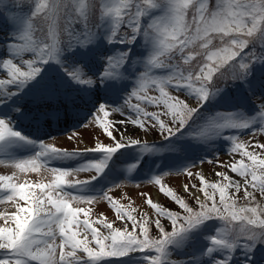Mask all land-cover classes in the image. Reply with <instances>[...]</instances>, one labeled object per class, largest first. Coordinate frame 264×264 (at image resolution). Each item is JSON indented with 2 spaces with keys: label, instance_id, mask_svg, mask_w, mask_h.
<instances>
[{
  "label": "rangeland",
  "instance_id": "obj_1",
  "mask_svg": "<svg viewBox=\"0 0 264 264\" xmlns=\"http://www.w3.org/2000/svg\"><path fill=\"white\" fill-rule=\"evenodd\" d=\"M41 2L51 3V0H0V64L6 59H11L17 65L32 59L35 53L27 49L37 44L42 46L41 42L59 46L55 60L37 62L36 66L41 71L34 78L0 85V96H7L0 102V107L5 102L8 104V107L0 108V119H4L13 131L23 137H6L0 141V176L10 177L8 182L16 185H31V191L39 195V190L34 186L54 181L56 174L51 168L73 171L65 177V184L61 188L69 195L65 199H68L73 211L84 210L77 216L81 224L77 229L79 234L72 237L75 247L98 250L90 229H84L82 222L85 219L92 225L97 236L109 239L106 241L108 244L111 232L115 229L134 232L139 239H143L139 224L144 219L148 220L145 225L149 229L148 236L151 239L159 238L153 221L159 219L166 230H170V221L165 216H157L156 211L146 202L147 197L150 196L153 203L183 214L171 197L160 192L161 186H164L185 200L190 207L199 210L197 200L204 201L201 190L211 191L206 187L207 184L229 183L218 173L239 181V192L231 185L226 189V194L236 202L238 208H264V193L258 187L254 189L249 183L246 190L253 193L255 200L246 199L245 179L232 171V166L240 161L251 166L252 161L242 156V152H254L257 160L264 159L263 48L257 54L240 53L234 61L224 64L220 72L214 74L213 81L208 85L209 96L199 107L197 94L186 87H174V79L171 84H166L165 90L170 95L186 100L190 107H198L189 121L183 127H178L170 115L163 114L165 107L162 103L156 105L147 102L148 97L160 95L154 80H166L173 71L187 75L185 70L202 59L197 57L185 64L180 59V54L173 50L174 55L160 58L167 64L166 67L157 68L149 63L151 56L157 51L155 37L158 35L155 27L152 29L150 26L155 20L169 16L170 4L177 0H149V3H145V0H127L131 7L122 10L123 21L119 29L115 28L114 17L105 13L106 7L118 4L119 0H65L66 3L71 2V6L64 9L65 18L57 16L44 23L43 31L36 23L43 13L34 15L37 4ZM207 3L209 9L214 10L216 0H207ZM136 4H140L142 10L145 9L144 14L139 17V28L134 32L128 20L130 14L135 12ZM194 12L195 9L189 5L185 22H191ZM30 23L36 30L28 34V40L19 39ZM131 37L134 38L129 42ZM200 43V40H196L192 49L198 51ZM213 44L223 46L219 39H214ZM256 44L257 48L259 41ZM259 54L261 55L258 56ZM110 59L115 65L114 69H110ZM241 62L249 67L242 78L233 77L236 72L242 71L239 67ZM176 65L179 67H173ZM77 69L83 79H90L92 82L81 83L74 79L69 73ZM109 70L112 74L105 75ZM5 71L0 68V79H6ZM135 89L139 96L145 97L144 100H137L135 97L130 100L131 104H139L140 112L126 104ZM79 101L96 105L93 112L97 114L95 119L92 115L79 114L80 118L74 119L79 121V125L74 129L75 126L65 130L51 127L47 134L44 132V135L38 136L32 130L17 131L11 125L13 121H9L15 110L24 113L28 105L37 103L38 106L34 107L44 109L47 119L53 122L62 109L80 107ZM101 105L106 107L107 117L98 112ZM71 113L75 115V109ZM145 113H158L160 119L148 118ZM228 116L246 123L247 127L216 126L224 122L223 117ZM137 120L139 122L134 123ZM119 121L125 123H118ZM161 121L166 128L161 129ZM113 122H117L115 127L118 129L113 132L115 139L109 137L101 127V123H108L111 128ZM17 126L21 127V124ZM177 127L178 130L169 135L167 129L175 130ZM122 133L123 136L120 135ZM132 141L137 143L133 144ZM116 143H121V147L110 155L99 151H85L97 144L115 147ZM236 143L245 147L232 151ZM44 144L68 153L38 155L43 151ZM33 158L40 165L39 171H21L16 167L17 163ZM101 160L105 161L101 172L97 173L95 169L89 168L91 163ZM260 174L261 169L258 167L257 175ZM157 179L160 184L156 183ZM248 180L251 181L250 176ZM8 182L0 181V227H14L7 218L16 214L19 206H27L19 193L13 194L3 187ZM185 185H188L189 191H185ZM9 196H12L11 200L8 199ZM53 197L59 198L56 192ZM215 199L219 202L218 191ZM208 203L210 206L211 201ZM129 215L135 217V228L133 221L128 219ZM259 218L264 219V216ZM107 224L112 225V229L106 227ZM247 234H264V227L258 223L249 224L247 218L236 221L230 218L204 220L172 239L161 255V264H264V253L250 246L245 237ZM213 238L228 239L233 246L228 248L214 245ZM55 244L54 259L57 261L61 251L67 254L73 250L70 246L59 248L58 232ZM253 244L257 242L254 241ZM75 251L76 257L81 258V264H92L82 249ZM5 255L7 253L0 250V258ZM155 255L157 253L154 249L133 250L124 256L105 258L97 264H149L147 257ZM70 261L74 264V258L65 255L63 264H69ZM27 264H40V261L28 260Z\"/></svg>",
  "mask_w": 264,
  "mask_h": 264
},
{
  "label": "snow or ice",
  "instance_id": "obj_2",
  "mask_svg": "<svg viewBox=\"0 0 264 264\" xmlns=\"http://www.w3.org/2000/svg\"><path fill=\"white\" fill-rule=\"evenodd\" d=\"M145 3H149V0H145ZM191 5L195 12L192 16L191 22H185L186 10ZM198 5V6H197ZM66 6H71V2H65V0H51V3L41 2L37 4L34 15L43 13V16L36 22L40 25L41 31H43L42 25L53 20L55 17H64V9ZM152 6V4H150ZM131 5L127 0H119L118 4H110L106 7L105 13L114 17L115 28L119 29L121 22L123 21L122 10L130 8ZM145 9V8H144ZM144 9L140 4L135 5V12L130 14L128 23L133 27V31H137L139 28V17L144 14ZM152 29L155 27L158 35L155 37L157 51L151 56L149 63L154 67L167 66V64L161 60V57L175 53L180 54V59L188 64L190 61L196 60L197 57H201L196 64L192 65L190 69H186L187 75L181 72L173 71L172 75L164 80H154L159 88L160 95L157 97H148L147 102L152 104H163L165 107L164 115H170L174 123L178 124V127H183L189 119L197 111L200 104L205 102L209 96L208 85L213 81L215 73H219L221 67L229 61H234L235 58L245 49L251 41H260L261 46L264 47V0H216L214 10H210L207 0L200 2L196 0H177L176 3L170 4V15L155 20L150 26ZM163 29V31H161ZM36 27L33 24L28 26L19 37L21 40H28V34L34 32ZM194 33V34H193ZM115 35V33H113ZM131 37L129 42H131ZM227 38V39H226ZM251 38V40L249 39ZM214 39H219L220 45L213 44ZM196 40H200L199 50L194 51L192 45ZM169 41H171L169 43ZM111 42V41H110ZM122 42V41H121ZM35 47H29L27 50L34 52L35 55L32 59L23 61V63L17 65L13 63L11 59H6L0 68L6 70V79H0V85H10L16 82H24L34 78L40 71V67H37V62L47 63L49 60H55L59 46H49L46 42H41ZM214 49V50H213ZM235 49V50H233ZM187 50V51H186ZM254 58V57H253ZM251 58V59H253ZM122 63V60H121ZM112 60L110 59V69H114ZM179 67V65L173 66ZM242 71L236 72L233 77L242 78L244 71L249 67L248 64L241 62L239 65ZM26 69V70H25ZM74 79L81 83H91L90 79H83L80 71L74 70L69 73ZM112 71L109 70L105 75H111ZM223 75V74H221ZM175 83L172 84L176 88L186 87L190 92L195 93L199 97L198 107H190L186 100L181 99L179 96L170 95L165 90L166 84H171L172 80ZM199 84V87L194 85ZM141 87L143 85L141 84ZM135 97L137 100H144L145 97L138 95L136 89L130 94V97L126 101L127 106L134 109L136 112H140L139 104H131L130 100ZM106 107L101 105L98 112L104 113V116H108ZM264 111V109H262ZM148 118L159 120L160 114L158 113H145ZM224 122L216 124L220 128H243L247 127L246 123L238 122L232 119L230 116L223 117ZM139 121H134L138 123ZM113 122L112 127H109L108 123H101L103 131L111 138L115 139L113 132L118 131ZM118 123H125V121H119ZM161 129L166 128V125L161 121ZM178 127L173 130L167 129L169 135L178 130ZM123 136V133L120 134ZM6 137H21V134L13 131L4 119H0V141ZM71 138V137H70ZM133 144L137 141H132ZM43 151L38 155L44 156L48 154H67L68 151L61 150L52 145L44 144ZM121 143H116L115 147H105L102 144H97L92 149H86L85 151H99L107 154L114 153ZM245 145L241 143L234 144L232 151H237L244 148ZM242 156L248 157L252 164L251 166L245 165L243 161L238 162L232 166V171L245 179V198L252 201L255 200L253 193L248 192L247 185L251 183L252 187L259 188L264 193V159L257 160L256 153L254 152H242ZM105 166V161L94 162L89 165L90 169H95L97 173L101 172ZM16 167L21 171H39L40 165L37 163V159H29L21 161L16 164ZM261 169V174L257 175V168ZM51 171L55 173V179L50 184L40 183L34 187L39 190V195L36 192L31 191L32 186L27 184L16 185L10 183V177L0 176V181L8 182L4 183L3 187L9 189L13 194L19 193L20 198L25 200L27 206H19L18 211L13 216L7 218L14 224V227L4 226L0 227V250H4L7 255L4 258H0V264H27L28 260H38L40 264H63L65 261V255L74 258V264H81V258L76 257V249H82L84 253H87L92 264L111 257H120L126 255L129 251L133 250H152L154 249L157 255L147 257L149 264H161V255L164 253L166 246L171 243L172 239L180 233L186 232L189 229L202 223L204 220L210 217H217L219 219L232 221L238 219H248L249 224H259L264 227V219H260V216H264V208L258 207H237L236 202L226 194V189L231 185L235 187L239 192L241 185L239 181L232 180L224 173H218L225 180H228V184L212 183L207 184L206 187L211 191H205V202L197 200L199 210L190 207L180 196L176 195L170 188L166 189L161 186L160 192L178 204L181 211L169 210L168 208L161 206L157 203H153L150 196L147 197L146 202L153 208L157 216H165L170 221V230H166L160 223L159 219L153 221L156 230L159 234V238L151 239L148 236V227L145 225L148 223L147 219H144L139 224L143 239H139L134 232H127V230L121 231L119 229L112 230L110 244L106 243L108 238L101 239L93 231V227L87 219L82 224L84 229L91 231L94 241L98 246V250L89 251L87 248L75 247V242L72 240L73 235H78V230L81 222L78 221V213L84 210L76 209L70 206L67 193L63 191L61 185L65 184V177L71 175V170L53 169ZM251 177V181L248 177ZM82 182H78L80 184ZM157 184H160V180H156ZM185 191H189L188 185L184 186ZM27 189V191H26ZM57 189L60 191L57 192ZM216 191L219 192V202L215 199ZM56 192L59 198H54L53 193ZM107 195V193L105 194ZM70 198L80 200L84 199L76 196H70ZM9 200L12 196L8 197ZM208 201H211L209 206ZM115 207V205H113ZM86 215V213H85ZM128 219L133 221V227L137 225L135 223V217L129 215ZM107 224L106 227L112 229V225ZM57 232L60 237L59 248L64 249L65 246H70L73 250L67 254L64 251L60 252L59 260H55L56 252V237ZM254 237H251L252 239ZM212 243L221 247L231 248L233 244L228 239L213 238ZM42 246V247H41ZM35 247V251H34ZM103 249V251H101ZM211 251V249H209ZM69 264H73L72 261Z\"/></svg>",
  "mask_w": 264,
  "mask_h": 264
},
{
  "label": "trees",
  "instance_id": "obj_3",
  "mask_svg": "<svg viewBox=\"0 0 264 264\" xmlns=\"http://www.w3.org/2000/svg\"><path fill=\"white\" fill-rule=\"evenodd\" d=\"M16 9H18V8H16ZM257 41H253L254 43L251 41L249 43V45L245 49L242 50L241 53L254 54L256 52V54H257L260 50H262V48L264 49V47L261 46L260 41H259V46L256 48V45H257L256 42ZM263 53H261V54H263ZM261 54H259L258 56H260ZM201 193H202V196L204 198L203 202H205V192L203 189L201 190ZM209 220L210 221H219V218L213 217V218H209L208 221ZM236 227H237V225H236ZM245 237H246L247 242L250 244V246H252L253 249H258V250H260V253H264V234H258V235H252V234L248 235L247 234V236H245ZM251 237H254V238L250 239ZM149 238H151V237L149 236ZM254 241H256L257 244L254 245L253 244Z\"/></svg>",
  "mask_w": 264,
  "mask_h": 264
},
{
  "label": "bare ground",
  "instance_id": "obj_4",
  "mask_svg": "<svg viewBox=\"0 0 264 264\" xmlns=\"http://www.w3.org/2000/svg\"><path fill=\"white\" fill-rule=\"evenodd\" d=\"M7 98V96H5V95H1L0 96V102L1 101H3V100H5ZM2 108H6V107H8V104L5 102L2 106H1ZM0 107V108H1ZM78 110H81V111H83V112H85L86 114H93L94 112H93V110H91V108H87L86 106H83L81 109H78ZM68 112H66V115H69L73 110L72 109H69V110H67ZM64 112V113H65ZM97 113H95V115H96ZM13 116H15V119H16V123L18 124H20V123H24L25 121L24 120H26V117L24 116V117H18L19 116V112H17L16 110H15V112H13ZM17 116V117H16ZM12 120V119H11Z\"/></svg>",
  "mask_w": 264,
  "mask_h": 264
}]
</instances>
